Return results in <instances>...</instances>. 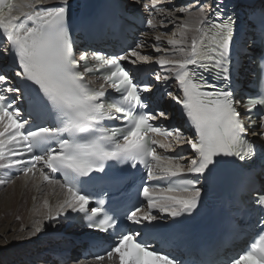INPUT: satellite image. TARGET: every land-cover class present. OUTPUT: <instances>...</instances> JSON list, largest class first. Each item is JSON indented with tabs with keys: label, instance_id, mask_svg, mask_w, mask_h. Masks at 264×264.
<instances>
[{
	"label": "snow or ice",
	"instance_id": "obj_1",
	"mask_svg": "<svg viewBox=\"0 0 264 264\" xmlns=\"http://www.w3.org/2000/svg\"><path fill=\"white\" fill-rule=\"evenodd\" d=\"M143 6L148 18L142 24L156 33L151 47L163 72L155 81L193 134L166 124V107H151L153 83L135 82L136 69L128 65L153 59L142 54L146 39L119 53L84 49L77 55L70 0H0V65L9 57L13 62L9 72L0 67V162H6L0 166L10 173L0 185L22 175L38 192L48 187L32 235L47 225L79 226L116 236L94 256L97 262L185 264L142 238L139 226L151 232L160 222L194 217L205 185L219 170L237 168L248 192H255L259 231L223 264H264V164L259 173L253 167L258 156L264 160V0L251 6L244 28L231 0ZM169 25L174 31L165 48ZM82 30L90 33L91 25ZM247 58L256 64V89L245 95L240 76ZM89 77L102 82L93 87ZM131 189L119 203L110 200L113 192ZM69 259L78 264L77 257Z\"/></svg>",
	"mask_w": 264,
	"mask_h": 264
},
{
	"label": "bare ground",
	"instance_id": "obj_2",
	"mask_svg": "<svg viewBox=\"0 0 264 264\" xmlns=\"http://www.w3.org/2000/svg\"><path fill=\"white\" fill-rule=\"evenodd\" d=\"M126 1H127L128 5L136 4L135 0H126ZM48 3L49 4L56 3V0H48ZM170 3L174 4L176 6H182L184 4L183 0H171ZM158 4H164L163 0H158ZM157 17H158V20L161 19L160 16H157ZM167 31H171V32H168L167 36L162 37V40L164 41L163 47H165V48L170 47L167 45L166 41L169 37H171L172 32L174 31V28L171 25H169ZM155 35H156V33L151 32V34L148 35L147 40L150 39V40L154 41ZM142 54L151 55L153 57L152 60H150L148 62H144L146 65L153 64L155 62L156 57L159 55V54L155 53L153 51V49H148L147 47L142 50ZM166 108L168 109V111H170L169 107H166ZM4 163H6V162H0V165H3ZM8 172L9 171L7 169H5L3 166H0V175H3V178H4V175ZM17 180H20L19 185L16 183L17 184L16 189L18 191L17 195H19V197L20 196L22 197L24 194L26 201L22 197L23 200L21 202H23V203H21L22 204L21 209L17 213V220H16L17 222L14 224V226H17V228L19 226L22 229H25V228L29 229V231L27 230L25 232H20V233L17 232L18 234L15 236H18V237L14 236L15 238L18 239V243H20L23 246L17 252L25 251L24 254L26 255V251L31 252L32 249H36L37 247H42V248H38V249L39 250L43 249L42 251H44L45 254L36 255L37 259H38L36 261L40 260V262L35 263V264H51V263L53 264V261L59 262V264H65V261L68 259V257L77 256V254H75V253H80L82 255L86 254V252L84 251L86 244H82L81 243L82 239L75 237V234L82 232V231H80V229H78V227H74V228L68 227L69 229L66 230V226H64L65 227L64 229L66 231L65 235H63V237L61 239H58V240L54 241L53 243H50L51 240L45 239L44 237H46V235H48L49 232L50 233L51 232L52 233L61 232V230H62L61 228L59 230H56L57 232H54L55 229L57 228V226L47 225L40 233L32 235V233L34 231L35 221L42 218V213L44 211V209H43V200L45 198L44 194L47 193L49 191V189L47 186H44L43 190L38 192L33 187L31 182H28V183L25 182V178L22 175L19 177V179H15V181H17ZM57 191H59V189H57ZM34 196H35V199H33ZM3 197H0V200ZM6 198H8V197H5V199ZM48 198H49L51 203H55L54 197L49 196ZM7 220H9V219H7ZM13 221H11V222H13ZM11 222H7L6 225L2 227L0 234H1V238L5 239V240H9L6 244V246L10 245L11 247H13L12 249H15V246H18V244L14 245L13 242H10V236L13 237L12 233L8 237H6V234H8L11 230L14 231L17 229V228L14 229L13 227L10 226V224H12ZM60 227H62V226H60ZM18 231H21V230H18ZM75 232H77V233H75ZM44 233H46L45 236H42V234H44ZM15 238H14V240H15ZM39 238H41V240H43V241L39 242L40 241ZM17 239H16V241H17ZM45 240H47V241H45ZM3 243H5V242H3ZM54 243H55V245H54ZM23 258L26 259V256H23ZM85 259H86L85 257L80 258L78 264H113V262L109 261L107 259V257L105 258V260L103 262L95 261L94 257H92L91 255H89V257H87L86 260ZM8 261H10V260H8ZM12 261L16 262V259H12ZM12 261H10V262H12ZM72 262H73V260L70 261V263H72ZM70 263H68V264H70ZM74 264H76V262ZM117 264H118V262H117Z\"/></svg>",
	"mask_w": 264,
	"mask_h": 264
},
{
	"label": "rangeland",
	"instance_id": "obj_3",
	"mask_svg": "<svg viewBox=\"0 0 264 264\" xmlns=\"http://www.w3.org/2000/svg\"><path fill=\"white\" fill-rule=\"evenodd\" d=\"M168 32H171V31H167V33ZM166 107H168V106H166ZM14 181L12 183L7 184V185H0V192H1L0 193V197L4 196L0 200V231H1L2 227L6 225L7 222H11L13 220H14L13 221L14 223L11 222L12 224H10V226L13 227L14 229L17 228V226H14V224L17 222L16 221L17 220V213L21 209V205H22L21 203H23L21 201L23 199L25 200V195L24 194L22 196L23 199H22L21 196L19 197V195H17L18 191L16 189V185L17 184L19 185L20 180H17L15 182ZM5 197H8V198H6L7 200L5 199ZM7 219H9V220H7ZM60 228L62 229L61 232H58V233H52V232L50 233L49 232L48 235H46V237H44V238L51 240L50 243H53L54 241H56L58 239H61L63 237V235H65V233H66V231L64 229L65 227L64 226H62V227L57 226V228L55 229L54 232H57L56 230H59ZM25 229H22L21 227L18 226V228L16 229L17 231L16 230H14V231L11 230L8 234H6V237L11 235V233H12V235L14 237L15 235H17L20 232H25L27 230L29 231V229H27V228H25ZM68 229L69 228L66 227V230H68ZM18 230H21V231H18ZM75 233H77V232H75ZM45 234L46 233L42 234V236H45ZM13 237L10 236V242H13L14 245L18 244V246H15V249H12L13 247H11L10 245L6 246V244H7V242L9 240H5V239L1 238V234H0V264H35V263L40 262V260L36 261V260H38L36 255L45 254L44 251H42L43 249L42 250L38 249V248H42V247H37L36 249H32L31 252L30 251H26V255H25L24 254L25 251L17 252L23 246L20 243H18V239L15 238V237H18V236L14 237L15 240H14ZM16 239H17V241H16ZM39 240H40L39 242L43 241V240H41V238H39ZM45 241H47V240H45ZM3 242H5V243H3ZM55 243H54V245H55ZM75 254H77V256H75V257H77V260L79 262V259L81 258L82 254H80V253H75ZM23 256H26V259L23 258ZM12 259H16V262L12 261ZM8 260H10L12 262H10ZM70 261H72V260L69 259V257H68V259L65 262H66V264H68V263H70ZM74 263L75 262L73 261L70 264H74Z\"/></svg>",
	"mask_w": 264,
	"mask_h": 264
}]
</instances>
